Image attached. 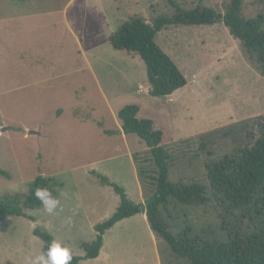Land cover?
<instances>
[{"label":"rangeland","instance_id":"1","mask_svg":"<svg viewBox=\"0 0 264 264\" xmlns=\"http://www.w3.org/2000/svg\"><path fill=\"white\" fill-rule=\"evenodd\" d=\"M175 1L183 8L201 3L224 13L231 0ZM172 13L168 0H0V169L11 174L10 179L0 175V195L25 192L38 174L56 177L65 189L82 185L87 192L94 191L99 183L91 171H96L140 203L131 194L136 189L126 147L137 154L140 169L148 172L142 182L145 195L154 191V181L148 177L155 174V165L142 139L135 134L123 139L115 133L121 125L117 111L130 104L139 107L138 118L151 119L162 130L161 145L172 155L169 180L207 187L202 166L207 158L198 153L200 143L193 137L264 116V76L222 23L168 26L157 32L155 41L187 83L169 96L141 92L139 85L150 87L143 61L136 54L114 49L108 37L129 18L151 22ZM242 14L246 18L264 14V0H244ZM76 108L77 118L73 116ZM86 110L114 133L107 135L96 123L82 121L80 114ZM106 190L116 194L111 187ZM206 191L209 202L204 204L169 201L174 234L200 236L204 229L216 230L214 196L209 188ZM86 195V199L101 200L98 211L112 205L105 195ZM30 213L49 227L53 217L43 206ZM33 225L21 216L0 221V264H27L29 257L42 254L32 242V229L56 230ZM72 227L60 228L58 240L69 241L64 245L78 255L81 251L73 237L83 230ZM113 239L114 264L153 262L151 242L138 221L119 229ZM156 243L165 264H189L171 254L163 241Z\"/></svg>","mask_w":264,"mask_h":264},{"label":"trees","instance_id":"2","mask_svg":"<svg viewBox=\"0 0 264 264\" xmlns=\"http://www.w3.org/2000/svg\"><path fill=\"white\" fill-rule=\"evenodd\" d=\"M25 1V0H18ZM68 2L70 0H63ZM244 0H231L224 13L199 3L193 8H183L175 0H168L172 14L156 17L151 22L141 18H129L108 37L110 45L140 57L154 97L169 96L186 85L187 80L172 58L156 43L158 31L168 26L213 25L222 23L229 34L239 41L244 54L255 63L264 76V14L246 18L242 14ZM79 108L74 109L78 117ZM80 114L82 121H92L107 135L114 130L105 129L102 121L93 118L92 111ZM139 107L130 104L117 112L124 134H135L142 139L153 159L155 174L154 191L145 195L139 158L132 155L141 183L144 202L131 200L125 188L112 182L107 176L91 171L101 185L111 187L119 197V203L110 217L94 225L95 238L81 242L83 255H73L71 264L94 259L99 255L106 230L118 221L138 213H145L148 224L158 241H163L171 254L189 264H264V116H253L216 129L197 134L192 140L199 142L198 153L203 161L207 187L199 182H172L168 178L172 155L161 145L163 132L155 128L148 118H138ZM221 141L223 145L216 142ZM0 175L10 179L8 171L0 169ZM62 182L53 176L38 174L28 184L25 192L0 195V221L10 216L25 217L36 221L34 212L42 208L35 196L37 188H47L58 195ZM211 190L216 209V230L204 229L200 236L191 233L174 234L171 199L185 205L209 202L206 189ZM169 204V205H168ZM171 208V213L170 209ZM166 214V215H165ZM246 219V223L244 222ZM227 231L226 234L219 231ZM32 234L42 241V254L46 252L52 234L35 226ZM159 245V243H158ZM160 256V246H158ZM161 258V264H165Z\"/></svg>","mask_w":264,"mask_h":264},{"label":"crops","instance_id":"3","mask_svg":"<svg viewBox=\"0 0 264 264\" xmlns=\"http://www.w3.org/2000/svg\"><path fill=\"white\" fill-rule=\"evenodd\" d=\"M71 1V0H70ZM69 2V1H68ZM147 92H149L150 87H146ZM118 112V111H117ZM121 123V122H120ZM119 134L123 139L126 137L127 134H124L121 125L120 128L115 132ZM126 152H128V162L127 166L130 170L131 175H133L134 185H135V191H132L131 194H133L137 199L135 200H141L140 202H143V194H142V187L141 183L138 178L137 174V168L135 166V163L132 158V152L130 153V150L128 147H126ZM90 170H88L89 172ZM98 171V170H97ZM104 173V172H103ZM75 176V175H74ZM76 176H79L78 174ZM61 181V180H60ZM62 182V181H61ZM99 183V182H98ZM108 186L101 185L99 183V186L94 191L87 192L85 190L86 187H82V185L74 186L71 189H65L64 183L62 182V187L58 190V195L53 196L57 199H60L59 203L60 205L57 206L56 211L52 214V221H50L49 227L45 223H42L40 221V218L35 215V213H32L33 216H35L36 221L33 222L34 225L40 224L42 227H47L49 230H56L55 232L50 231L52 234L54 240H58L60 238V228H66V229H72V224L75 225V229L83 230L82 233H78V237H73V242H77L80 251L78 252V255H83V250L80 247L81 242H90L94 240L95 238V231H94V225L98 222L103 221L104 219L110 217V215L114 212L116 207L119 203V197L116 196V194H112L111 191H107L106 188ZM128 191V190H126ZM100 192V193H99ZM87 193H94L96 195H105V197H108L112 205L109 206L110 208H106L103 211H98L101 200L98 198L96 199H86ZM128 193V192H127ZM128 196L130 197V194L128 193ZM132 197V196H131ZM130 197V198H131ZM118 198V200H117ZM133 198V197H132ZM131 198V199H132ZM134 201V199H132ZM136 202V201H135ZM41 209V208H40ZM38 209V210H40ZM37 211V210H36ZM60 220V221H59ZM139 222L140 228H142V231H144L145 235L151 242V250H152V263L151 264H161V258L158 252L157 243H156V237L154 233L152 232L145 213H138L131 217L122 219L115 223L110 229L106 230L103 237V245L101 247V250L99 252V255L94 259H85L81 260L79 264H114L116 262V256L113 257L112 250L114 247L115 241L113 239L114 235L117 233V231L125 225H129L131 222ZM60 225L59 228H52L51 225ZM32 226V228L34 227ZM33 230V229H32ZM33 235V234H32ZM35 237V238H34ZM33 238L34 245L36 247L40 248L42 250V241L40 242L36 239V236H31ZM38 238V237H37ZM36 239V240H35ZM36 241V242H35ZM63 244H66L69 241H62ZM66 242V243H65ZM119 264V261L116 263Z\"/></svg>","mask_w":264,"mask_h":264},{"label":"clouds","instance_id":"4","mask_svg":"<svg viewBox=\"0 0 264 264\" xmlns=\"http://www.w3.org/2000/svg\"><path fill=\"white\" fill-rule=\"evenodd\" d=\"M35 196L43 205L44 211L53 214L59 200L53 197L51 191L47 188H37ZM73 259L71 249L59 240H52L47 246L46 252L27 259V264H71Z\"/></svg>","mask_w":264,"mask_h":264},{"label":"built area","instance_id":"5","mask_svg":"<svg viewBox=\"0 0 264 264\" xmlns=\"http://www.w3.org/2000/svg\"><path fill=\"white\" fill-rule=\"evenodd\" d=\"M144 89H145V91L147 92V89H146V88H144V87H142L141 85H139V90H140L141 92H143Z\"/></svg>","mask_w":264,"mask_h":264}]
</instances>
